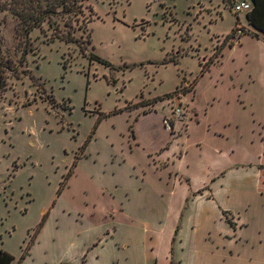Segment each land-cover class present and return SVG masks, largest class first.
<instances>
[{"label":"rangeland","instance_id":"1","mask_svg":"<svg viewBox=\"0 0 264 264\" xmlns=\"http://www.w3.org/2000/svg\"><path fill=\"white\" fill-rule=\"evenodd\" d=\"M0 1L3 62L31 50L0 94L13 264H176L180 244L183 264H264V34L242 0H82L78 44L45 24L27 45Z\"/></svg>","mask_w":264,"mask_h":264},{"label":"trees","instance_id":"2","mask_svg":"<svg viewBox=\"0 0 264 264\" xmlns=\"http://www.w3.org/2000/svg\"><path fill=\"white\" fill-rule=\"evenodd\" d=\"M81 1L82 0H25L23 3H20L19 0H10L6 9L12 11V13L18 17L20 37L25 45L30 41L31 33L35 30L42 29L45 24H48L49 28L52 29L54 33L51 40L52 42L59 40L66 44H78V41L73 35L72 25L77 21V16L83 14L84 5ZM249 2L252 5V9L246 14L248 25L257 32L264 34V0H250ZM1 4L2 1H0V5ZM13 6L14 8H12ZM64 28L68 29L66 33L64 32ZM235 31L236 30H234L231 35L226 36L224 43H222L220 48H218L219 50H217L214 55L215 59L223 58L222 50L230 44L231 40H234ZM88 36V40L85 42L87 47L91 45L90 32ZM255 36L257 37L258 34L256 33ZM230 47H233V43L230 44ZM30 53L31 50L25 48L22 51L20 62L18 64H13V61L10 59H5L6 62H3V55L0 49V94L7 90L9 78H20L21 73L18 69L24 65L25 58ZM90 59L100 61V59L94 55H92ZM209 67L210 66L206 64V68L209 69ZM7 74H10L9 77H7ZM31 79H33V76H31ZM169 125L173 126L172 121L169 122ZM259 169L263 170L264 167L260 166ZM13 262L14 257L0 248V264H13Z\"/></svg>","mask_w":264,"mask_h":264},{"label":"crops","instance_id":"3","mask_svg":"<svg viewBox=\"0 0 264 264\" xmlns=\"http://www.w3.org/2000/svg\"><path fill=\"white\" fill-rule=\"evenodd\" d=\"M235 1V0H234ZM242 1H250V0H242ZM238 2H240V1H238ZM245 17H246V15H245ZM224 57V56H223ZM153 114V112H151V113H147L145 116H143V117H148V116H151ZM166 119H167V117H165V116H162V117H160V122H161V125L164 127V130L165 131H167V134L165 135V137H163V139L161 140V142H160V144H159V149L158 150H161V152L162 151H164L165 149H167L169 146H170V144L172 143V138H171V140H170V135H169V128H165V123H166ZM172 123H174V125H175V130H177L178 129V127H179V125H180V122L179 121H177V120H173L172 121ZM171 134V133H170ZM169 145V146H168ZM168 152H170V149L168 150ZM173 155H175V154H173ZM182 157V160L184 159V156H181ZM181 159V158H180ZM163 164H165L164 162H162ZM177 173H179V171L177 172ZM183 175V174H182ZM178 177H179V174H176V176L175 177H173V181L175 182V183H178ZM187 177V176H186ZM178 227V226H177ZM177 231H178V229L176 230V233H177ZM172 248L170 249V253H169V251L167 252V254H166V259L167 260H169L170 259V257H171V254H172ZM192 250V248H186V245H184V244H180V247H179V251H180V253H179V255H178V259H177V263L176 264H183V262H184V260H186L187 259V254H189V252ZM194 252H195V249H194ZM199 250H197L196 249V256H192L193 258H192V261H190L189 263H187V264H207L206 263V259H204V252H199ZM168 254H169V256H168ZM171 261H173V259L171 258Z\"/></svg>","mask_w":264,"mask_h":264},{"label":"built area","instance_id":"4","mask_svg":"<svg viewBox=\"0 0 264 264\" xmlns=\"http://www.w3.org/2000/svg\"><path fill=\"white\" fill-rule=\"evenodd\" d=\"M252 9V5L249 1H240L235 3L234 6V12L236 14H241V13H245L247 14L248 12H250ZM175 118H183L182 116V110L178 107L176 108L175 112L173 113Z\"/></svg>","mask_w":264,"mask_h":264},{"label":"flooded vegetation","instance_id":"5","mask_svg":"<svg viewBox=\"0 0 264 264\" xmlns=\"http://www.w3.org/2000/svg\"><path fill=\"white\" fill-rule=\"evenodd\" d=\"M220 48V47H219ZM227 48V47H226ZM226 48H224L223 50H222V53H223V56H224V53H225V50H226ZM217 50H219V49H217ZM172 116H173V118H171L170 120L172 121V119H175L176 120V118H174V115H173V113H172ZM170 121V122H171ZM173 124V126H170L169 125V132L172 134L173 132H175V125H174V123H172ZM165 128H167L166 127V125H165Z\"/></svg>","mask_w":264,"mask_h":264},{"label":"water","instance_id":"6","mask_svg":"<svg viewBox=\"0 0 264 264\" xmlns=\"http://www.w3.org/2000/svg\"><path fill=\"white\" fill-rule=\"evenodd\" d=\"M169 122H170V120L167 118V119H166V123H168V125H169Z\"/></svg>","mask_w":264,"mask_h":264}]
</instances>
